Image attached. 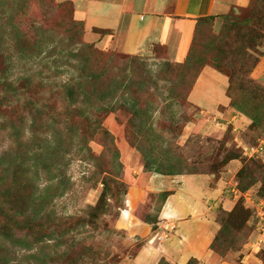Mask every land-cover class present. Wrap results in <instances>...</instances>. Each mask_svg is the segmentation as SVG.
<instances>
[{
  "label": "rangeland",
  "instance_id": "obj_1",
  "mask_svg": "<svg viewBox=\"0 0 264 264\" xmlns=\"http://www.w3.org/2000/svg\"><path fill=\"white\" fill-rule=\"evenodd\" d=\"M0 2L6 10L8 36L7 50L0 54V75L9 56L18 92L23 88L24 76L39 79L12 108L3 104L6 92L0 84V154H7L4 165L11 168L25 152L39 146L48 160L53 159L50 146L54 145V134H59L58 141L66 151H61L58 165L65 179L63 189L57 186L58 169H53L56 177L47 181L42 165L36 162L40 178L33 183L39 190L46 188L40 200L33 198V187L27 184L35 169L27 174L21 171L27 176L26 185L16 184L14 194L9 193L8 198L1 193L10 183V174L3 177L0 169V208L5 200L17 197L18 208L23 210L17 225L22 226L19 232L25 240L19 246L4 241L0 264H66L67 260L69 264H145L157 253H144L142 247L160 245L170 231L183 227V217L195 224L199 220L193 215L201 219L209 240L202 242L200 252H189L182 264L190 258L195 259L190 264H264V80L253 75L264 55V0H251L247 7L226 15H212L209 25L201 21L189 57L185 60V55L180 64L167 58L161 46L149 47V55L98 50L93 42L86 41L84 33L92 30L103 35L99 32L102 29L89 28L76 19L69 0ZM74 19L81 21L82 27L68 24ZM15 30L21 34L18 44L11 33ZM78 42L87 44L78 56L84 66L87 64L86 70L102 72L96 95H115L111 99L114 108L97 119L109 140L98 135L92 121L80 115L78 109L71 111V100L65 97L60 84L73 68L65 62L53 63L65 55L68 63L77 64L72 51L81 47ZM19 47L34 58L18 61ZM212 55L229 65L214 67ZM202 66V70L211 67L226 78L227 85L225 81L215 82V93L223 96L219 89L221 83L226 85L227 106H216V100L211 106L197 105L189 99L202 70L192 86L191 82ZM246 66L251 68L248 75L255 81H245ZM230 72L239 74L241 84L235 82L226 94ZM240 85L247 89L238 88ZM85 88L91 85L85 84ZM76 106L84 109L85 105L79 101ZM236 106H243L256 122L238 112ZM46 141L51 144L46 145ZM233 155L238 156L227 161ZM23 161L29 168L33 165L28 156ZM187 175L207 180L202 187L204 194L187 193L196 197L190 205L194 203L198 212L189 208L182 219L170 218L161 226L166 199L175 193V183L181 182L152 188L145 186L149 177ZM225 200L230 202L229 208L222 207ZM205 205L209 214L203 217L200 212ZM222 209L230 211L224 220L231 229L225 234L227 238L221 236L211 248L220 226L216 217L223 214ZM35 211L42 219L31 220ZM46 215L50 216L47 220ZM122 215L128 219L122 221ZM27 218L33 221V230L27 227ZM156 260L155 264H178L162 255Z\"/></svg>",
  "mask_w": 264,
  "mask_h": 264
},
{
  "label": "crops",
  "instance_id": "obj_2",
  "mask_svg": "<svg viewBox=\"0 0 264 264\" xmlns=\"http://www.w3.org/2000/svg\"><path fill=\"white\" fill-rule=\"evenodd\" d=\"M69 1L74 8V17L81 20L85 26L111 31V33L103 35L92 30L84 33L86 41L93 42L98 49L118 50L134 55H149V47L161 46L165 49L167 58L179 62L187 53L197 18L226 15L234 9L247 7L251 0ZM254 74H257L258 79L261 81L264 80V55L253 71ZM220 80L222 83L225 81L227 85V80L223 75L211 67H205L198 77L193 91L189 94V99L197 105L211 106V102L216 100V106H227L228 99L224 94L226 85L221 83V89H219V93L223 96H218L215 93V84L218 85ZM176 181L181 183H175L177 186L175 193L170 194L166 199L165 208H163L160 216L159 224L161 226L165 225V222L170 220V218L181 217L180 219H182L189 208H193V210L198 212L196 206H194L196 197L193 196L194 194L191 195V193H195L197 196L201 195L204 190H202V187L204 188L207 180L193 175L169 178L153 176L149 177V184L145 186L160 188L163 185L162 183H174ZM134 188L137 189L136 185ZM188 192L191 193L187 195ZM191 200L194 203L190 205ZM199 202L204 203L203 201ZM192 205L194 207H189ZM221 205L229 208L230 202L225 200ZM203 207L205 210L200 213L203 217H206V214H209V208L207 205ZM210 215L212 214L210 213ZM197 217L192 216V218L200 221L201 219ZM121 218L122 221L128 219L123 215ZM183 220L186 221L182 225L183 227L176 228V232L170 231L165 238H162L163 240H160V245L152 247L146 244L142 247L144 253L148 251H156L157 253L153 254L148 259V263L146 262L145 264H155L159 255L165 256L172 262L182 264L187 260L189 252H200L201 246L203 247L202 242L205 244L209 240L207 238L210 234L206 232L201 221L200 223L203 225L199 221L191 224V221L186 217H183ZM192 226H194L193 229ZM211 227L214 229L215 226L212 224ZM212 231L210 233H213ZM198 257H201V254Z\"/></svg>",
  "mask_w": 264,
  "mask_h": 264
},
{
  "label": "trees",
  "instance_id": "obj_3",
  "mask_svg": "<svg viewBox=\"0 0 264 264\" xmlns=\"http://www.w3.org/2000/svg\"><path fill=\"white\" fill-rule=\"evenodd\" d=\"M259 1H262V0H259ZM211 18H212V15L197 18L185 60L188 59V57H189L188 55H189L191 49L193 48V43L195 40L194 37H195L196 33L199 31L198 29L200 26V22L203 21V23H207L209 25L211 22L210 21ZM5 19H6V10L3 8V4L0 2V54L4 53V51L7 50L6 43L8 42L7 41L8 36L6 34V31H5V25L7 23V22H5ZM247 21L249 22L250 20L248 19ZM247 21H245V23ZM68 24L69 25L72 24V25L77 26V27H82V25H83V23L81 21H78L75 19L74 20H68ZM97 31H99V30H97ZM99 32L103 33V34H107V33H109V30H100ZM11 33L14 35V39H15L16 43L18 44L21 41V39H20L21 34L19 35V32L17 30H15V32H11ZM78 43L81 45V47L77 48V50H75V51H72V53H73L72 55L74 56L73 58H74L75 62H77V64L68 63L69 61L67 59H65V55L59 56L60 61H58V59H55L53 62L55 64L61 63L62 65H65V63H66L70 67L73 68V73H71V75H69L65 81H61L60 85H62V87L64 88L65 97L68 98L69 100H71L70 101L71 107H72L71 111L76 112L78 109V112L80 115H83L85 118H88L89 120L92 121V124H94V131L98 135H100L101 137H105L106 140H109L108 132L101 127V123L97 119L100 117V115L102 113H106L108 111H111L114 108V102H113L114 100H111V99L115 95L112 93L111 94H104L101 96L96 95L97 92H100V90L98 88V82L100 80V77H101L100 74L102 75V72L95 73L93 70L92 71L86 70L87 64L84 66V63H82L83 60L81 58H79L78 56H79V53H80V55L82 54L81 51L87 46V44L83 43V42H78ZM17 49L19 50V53H20L18 61L22 57L34 58L32 56H29V55H26L25 53H23L25 51L24 49H21L20 47ZM54 49L55 48H53V50ZM100 51H103V50H100ZM214 56L215 55H212L214 67H216V68H223L224 67L225 68V66L229 65L222 58L221 59L215 58ZM10 60L11 59L8 56L7 60H6L7 63L5 65V69L1 72V75H0V84L6 92V94L3 96V99H2L3 104L8 105L9 108H12V106H15L18 104L19 99H20V97H22L24 92L27 91L35 81H39V79L35 75L24 76V78H23L24 83L22 86L24 89L21 88V93H20V91L18 92V89L20 87L16 83V81L18 82L17 78L15 77V79H14V76H11V73L13 72L12 69L14 67V63H12ZM173 63L180 64V62H173ZM181 63H183V62H181ZM202 68H203V66L200 67V69L196 73V75H195L193 81L191 82L190 86H192L193 82L195 81V79L199 75V73L201 72ZM100 70L105 71L103 68ZM243 70H244V74H247V76H248L245 81L248 83L252 82L253 78L250 75H248V74H250L249 72L251 71V68L249 66H246V67H244ZM68 71H71V70H68ZM242 71H240V73H242ZM54 73L57 74V72H54ZM238 76H239V74H237L235 72L229 73L228 86H227L226 94H229L230 86L234 85L235 82H238V84L241 82L240 78L238 79ZM40 81H42V83H45L43 80H40ZM253 81H255V80H253ZM85 84L91 85V88H85ZM238 88H242L244 90L247 89V88H243L242 85H240V87H238ZM259 88H261V86ZM188 90L190 91V89H188ZM53 91H54V89H53ZM189 91H187V92L189 93ZM188 93H186V96L188 95ZM251 98L255 99L253 97V95L251 96ZM79 101H81V103H83L85 105L84 109L83 108L80 109V107L76 106V103ZM242 107L243 106H236L234 108L238 112H241V113L245 114L246 116H248L252 120V123H255L256 122L255 116L251 115L250 113L244 112ZM253 110L256 111L257 108L254 107ZM85 112L87 114H85ZM53 139H54V145L50 146V147H53V159L48 160L46 152L40 146L37 147L38 149L29 150L28 152H25L23 159L25 158V156L26 157L28 156V158L31 159V161L33 163V165L30 168H29L28 164L24 165L23 159H21L19 161H14V166L12 165L10 168L9 166L4 165V163L6 162L7 154L5 152L0 154V169L2 170L3 177L10 174V183L8 186H6L2 190V193H1L2 196H6V198H8V194L11 192L13 193L15 191L14 188H15L16 184H17V186H21V187L25 186L26 185L25 180H26L27 176L24 174H27L31 170L35 169L36 173L34 174V176H32V178L30 180L27 178V184L29 186L33 187L32 188V194H31V195H33V198H36V200H40L44 197L42 192L46 188L39 190V189H37V184L33 183L35 178L36 179L40 178V176H39L40 171L38 168H36L34 166L36 165V162L39 163L40 165H42L41 170H43L44 174L46 175V180L52 181L53 178L56 177L55 175L57 174V172L54 170L58 169V171H59L58 165L60 164L59 159H60L61 151L63 154L66 153V151L64 149L62 150V148H61L62 147L61 142L58 141L59 134H57V135L54 134ZM50 144L51 143H48L46 141V145L49 146ZM48 146H45V148H48ZM237 156L238 155L230 156L229 158H227V161L231 160V159H235ZM25 169H30V170L25 171ZM21 171H23L24 174ZM59 173L61 174L62 177L59 174L58 178H57L58 179L57 180L58 185L56 182H55V184L59 188L63 189L65 186V184H64L65 179L63 177L62 171H59ZM170 173H174V172H170ZM47 187H49V186H47ZM36 192H38V193L35 194ZM167 196H168V192H166L164 194V200ZM16 198L17 197H14L13 199L5 200L6 201L5 205L2 208H0V241H3L0 244V246L4 245V241L10 243L11 246H19L20 244H24V241H25V240H23L24 234L22 232H19L22 229L21 228L22 226L17 225L21 222V216H22L23 210L18 208L19 204L17 203ZM33 198H32V200L35 201ZM220 211L223 212V214L221 216L216 217V218H218L217 220L219 221L218 223H220V226H219L217 233L214 236L212 243L210 244L211 248H214L213 242H215L218 239H219V241H221V239H220L221 236L223 238H227V236H225V234L227 232H229V230L231 229L230 227L226 226L227 224H226V221L224 220V218L228 217L226 215L228 213H230V211L228 212V211L223 210V209ZM33 214L35 216L33 215L31 220L36 219V218L42 219V217H39L40 213H38L37 211H35ZM48 216L49 215H46V217H47L46 220L49 219L50 216L49 217ZM51 218H53V217L51 216ZM24 220L25 221L27 220L30 223V225L27 227H29V229L33 230L34 229L33 228V225H34L33 221L30 222L29 218L24 219ZM233 226H235V224ZM14 237H15V239H12ZM10 240H12L13 242H11ZM35 241L38 242L39 238L37 237V239H35ZM36 242H34V243H36ZM29 245H31V244H29ZM35 246H37V244ZM30 255H31V257L35 256L34 253H32ZM37 258H38V256H37ZM192 261H195V259L190 258L186 264H190V262H192ZM65 262H66V264H69L68 260Z\"/></svg>",
  "mask_w": 264,
  "mask_h": 264
}]
</instances>
